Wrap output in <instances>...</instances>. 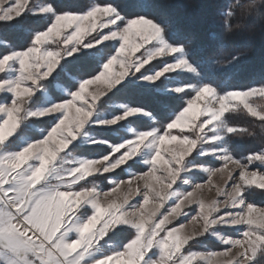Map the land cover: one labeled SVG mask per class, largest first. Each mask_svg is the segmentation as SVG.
<instances>
[{
  "label": "snow or ice",
  "instance_id": "6c2138e0",
  "mask_svg": "<svg viewBox=\"0 0 264 264\" xmlns=\"http://www.w3.org/2000/svg\"><path fill=\"white\" fill-rule=\"evenodd\" d=\"M151 7L0 0V24L42 21L0 39V264H264V208L248 199L264 190V148L237 157L228 143L247 131L229 114L264 123V84L206 79L193 40Z\"/></svg>",
  "mask_w": 264,
  "mask_h": 264
},
{
  "label": "trees",
  "instance_id": "16d2710c",
  "mask_svg": "<svg viewBox=\"0 0 264 264\" xmlns=\"http://www.w3.org/2000/svg\"><path fill=\"white\" fill-rule=\"evenodd\" d=\"M56 2L66 10L79 11L84 10L91 0ZM114 2L126 15L137 11V0ZM150 3V15L170 20L181 38L193 40L191 59L200 64L206 79L220 84L223 90L264 84V0H150ZM225 21L231 24L230 29L225 26ZM40 23L42 21L37 18L25 15L14 24H0V39L17 41L26 35L25 30L37 29ZM237 53L241 54L240 58L229 67L207 72L213 61H223ZM131 95L150 109L158 107L145 93ZM157 115L159 117V112ZM228 119L232 125L247 129L229 136L233 155L239 157L264 148V123L245 111L231 113ZM248 199L264 204V190L255 189Z\"/></svg>",
  "mask_w": 264,
  "mask_h": 264
},
{
  "label": "rangeland",
  "instance_id": "374dc122",
  "mask_svg": "<svg viewBox=\"0 0 264 264\" xmlns=\"http://www.w3.org/2000/svg\"><path fill=\"white\" fill-rule=\"evenodd\" d=\"M36 2H42V0H33V3H36ZM153 63H155V61L153 62ZM159 66H161V65H157V67H159ZM185 78H187V77H185ZM173 83H175V81H173ZM95 87H97V85H92V86H90V90L92 89V88H95ZM254 99V102L255 103H257V104H260V103H264V101H261L259 98H253ZM246 112V111H245ZM248 114V113H247ZM250 115V114H249ZM251 116V115H250ZM253 118H255V117H253ZM255 119H258V118H255ZM259 120V119H258ZM237 127H239V128H242L241 126H237ZM233 135H235V134H230V136H233ZM228 143H229V138H228ZM230 147V146H229ZM99 149H92L91 151H96V152H99V151H102L103 149L102 148H100V150L98 151ZM77 154H80L79 152H77ZM215 167H219V164H216L215 165ZM260 170L261 171H264V167H261L260 168ZM98 179V181L100 182V183H102L105 187H107V184L104 182V177H98L97 178ZM204 179L206 180L207 179V177L206 176H204ZM217 183H222V180H221V178L219 177V176H217V177H214L213 178ZM215 195H216V192H215V189H213L212 191H208L207 190V188L205 189V191L203 192V197L205 198V199H212L213 197H215ZM250 202H253V201H250ZM254 203V202H253ZM256 204V203H255ZM257 205V207H259V208H264V204H256ZM225 234H227V235H230V236H233V237H235V238H238V234L236 233V232H234V231H232V230H225ZM203 245H204V247H206V248H209V249H216V250H220V249H222L223 247H224V245L221 243V242H219L218 240H215V239H213V238H209L208 240H206V241H204L203 242ZM197 250H201V246L200 245H195L194 246Z\"/></svg>",
  "mask_w": 264,
  "mask_h": 264
},
{
  "label": "bare ground",
  "instance_id": "6f19581e",
  "mask_svg": "<svg viewBox=\"0 0 264 264\" xmlns=\"http://www.w3.org/2000/svg\"><path fill=\"white\" fill-rule=\"evenodd\" d=\"M94 150H95V149H94ZM99 150H100V149H99ZM99 150H98V151H99ZM258 195H259V194H258ZM258 195H257V196H258ZM255 196H256V195H255ZM262 203H263V202H262Z\"/></svg>",
  "mask_w": 264,
  "mask_h": 264
}]
</instances>
